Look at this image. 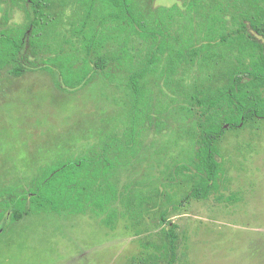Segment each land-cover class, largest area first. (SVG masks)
<instances>
[{
  "label": "rangeland",
  "instance_id": "374dc122",
  "mask_svg": "<svg viewBox=\"0 0 264 264\" xmlns=\"http://www.w3.org/2000/svg\"><path fill=\"white\" fill-rule=\"evenodd\" d=\"M137 1L157 27H168L181 40L193 37L197 44L217 34H210L211 27L236 28L251 2L264 7V0ZM67 2L56 13L63 21L60 31L71 37L79 4ZM6 12L9 21L4 24ZM25 22L21 10L0 4V31L18 32ZM107 48L121 52L114 40ZM130 50L136 63L145 44L134 41ZM11 68L0 70V187H28L42 167L100 147L111 136H122L129 125L124 60L111 63L107 75L99 73L77 91L59 89L48 70L15 76ZM213 72L194 68L178 74L183 90L160 75L148 78V93L162 123L143 133L138 156L118 168L122 195L115 205L118 218L113 228L103 224L106 215L92 211H30L0 233V264H169L171 253L164 248L168 223L161 221V213L191 189L189 172L178 167L191 163L201 130L197 110L184 108L186 94L219 84ZM220 148L219 188L207 198H190L166 216L176 224L171 264H264V119L252 118L228 129ZM127 186L143 195L132 214L123 201Z\"/></svg>",
  "mask_w": 264,
  "mask_h": 264
},
{
  "label": "trees",
  "instance_id": "16d2710c",
  "mask_svg": "<svg viewBox=\"0 0 264 264\" xmlns=\"http://www.w3.org/2000/svg\"><path fill=\"white\" fill-rule=\"evenodd\" d=\"M68 0H0L25 14L18 32L0 31V70L11 65L20 76L28 70H48L56 86L77 91L100 73L108 74L111 63L128 65L127 88L131 118L122 136H111L100 147L90 148L75 158L42 167L28 187H0V233L20 221L30 211L102 216L113 228L118 218L116 203L121 200L117 171L137 157L143 133L162 123L159 109L148 93V78L164 77L183 90L178 74L191 70H214L219 84L197 87L186 94V109L197 110L201 127L198 147L189 165L178 167L189 172L193 184L180 202H172L161 213L168 223L165 252L175 258L176 224L166 219L173 209L190 198L203 199L219 188L222 175L220 142L228 129L238 128L252 118L264 119V7L251 2L236 21V28L211 27L206 41L193 37L179 39L168 27H157L139 7L137 0H76L77 19L71 22V37L60 31L62 19L56 9ZM194 5V3H192ZM9 21V12L2 23ZM167 30V31H166ZM110 40L121 45L120 54L110 53ZM141 40L145 52L134 62L130 46ZM158 111V112H157ZM142 193L126 187L124 204L132 214L142 204Z\"/></svg>",
  "mask_w": 264,
  "mask_h": 264
}]
</instances>
